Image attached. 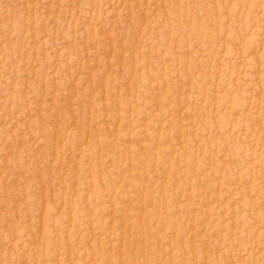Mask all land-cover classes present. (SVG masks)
<instances>
[{
  "label": "rangeland",
  "instance_id": "374dc122",
  "mask_svg": "<svg viewBox=\"0 0 264 264\" xmlns=\"http://www.w3.org/2000/svg\"><path fill=\"white\" fill-rule=\"evenodd\" d=\"M0 264H264V0H0Z\"/></svg>",
  "mask_w": 264,
  "mask_h": 264
}]
</instances>
